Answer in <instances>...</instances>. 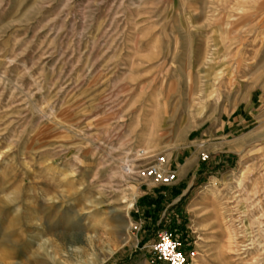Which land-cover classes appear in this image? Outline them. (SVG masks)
Returning a JSON list of instances; mask_svg holds the SVG:
<instances>
[{"label":"rangeland","instance_id":"obj_1","mask_svg":"<svg viewBox=\"0 0 264 264\" xmlns=\"http://www.w3.org/2000/svg\"><path fill=\"white\" fill-rule=\"evenodd\" d=\"M161 229L264 264V0H0V264H151Z\"/></svg>","mask_w":264,"mask_h":264},{"label":"built area","instance_id":"obj_2","mask_svg":"<svg viewBox=\"0 0 264 264\" xmlns=\"http://www.w3.org/2000/svg\"><path fill=\"white\" fill-rule=\"evenodd\" d=\"M141 155L144 156L143 153ZM163 164V155H158L150 163L138 169L137 174L161 184L171 183L176 175L173 171L166 169ZM125 168L129 171L130 163ZM185 237H178L171 229L157 231L155 238L147 245L150 263L196 264L193 257L197 255V252L194 249H187Z\"/></svg>","mask_w":264,"mask_h":264},{"label":"bare ground","instance_id":"obj_3","mask_svg":"<svg viewBox=\"0 0 264 264\" xmlns=\"http://www.w3.org/2000/svg\"><path fill=\"white\" fill-rule=\"evenodd\" d=\"M128 170L130 171V170H131V168H130V169H128ZM196 256H197V255H196ZM196 256H194V257H193V259H194V262H195V263L197 262V261H196V259H195V257H196ZM197 264H198V263H197Z\"/></svg>","mask_w":264,"mask_h":264}]
</instances>
